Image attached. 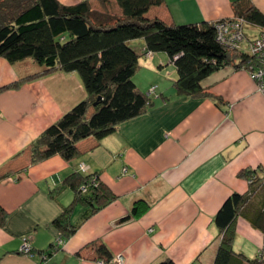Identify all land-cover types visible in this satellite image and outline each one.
Returning a JSON list of instances; mask_svg holds the SVG:
<instances>
[{
  "label": "crops",
  "instance_id": "0c3cea01",
  "mask_svg": "<svg viewBox=\"0 0 264 264\" xmlns=\"http://www.w3.org/2000/svg\"><path fill=\"white\" fill-rule=\"evenodd\" d=\"M238 4L264 14V0H164L147 16L178 24L214 22L236 18ZM244 30L247 50L264 28L246 23ZM38 71L32 63L0 57V205L8 212L0 226V264H106L98 258V243L109 247L112 261L121 256L122 264H215L217 212L230 195L247 191L241 169L264 168V93L249 72L229 66L203 81L206 91L223 100L220 106L210 96L180 95L168 54L143 56L134 79L152 99L144 113L101 140H81L72 160L54 155L33 163L32 144L87 97L77 72L56 71L4 89ZM76 172L98 174L117 197L88 218L89 207L77 204L76 231L62 242L53 222L75 197L65 180ZM140 199L149 203L148 211L120 221ZM263 211L264 188L236 220L233 249L242 256L233 255L228 264H260L264 231L257 223ZM25 240L31 254L22 252ZM52 244L58 247L51 250Z\"/></svg>",
  "mask_w": 264,
  "mask_h": 264
},
{
  "label": "trees",
  "instance_id": "16d2710c",
  "mask_svg": "<svg viewBox=\"0 0 264 264\" xmlns=\"http://www.w3.org/2000/svg\"><path fill=\"white\" fill-rule=\"evenodd\" d=\"M100 2L107 5L109 0ZM116 2L120 12L95 10L91 0L75 4L60 0H0V57L13 64L29 62L39 67L38 72L4 89L18 88L28 79L64 71L77 72L87 92L86 98L47 127L32 144L33 163L54 155L72 160L79 154L77 144L81 140L91 136L101 140L120 123L144 113L152 99L134 79L143 56L154 52L168 54L178 72L177 92L210 96L220 106L223 100L206 91L203 81L229 66L243 69L247 63L257 62L249 52V44L247 50L242 43L230 46L219 39L218 31L219 23L237 18L245 20L243 27L249 23L264 28V14L252 4L244 10L238 4L236 18L178 24L147 16L152 6L161 5L164 0ZM141 41L144 43L140 47ZM65 185L75 191V197L53 222L62 241L76 231L72 213L77 204L89 207L85 213L88 218L117 197L96 173H72ZM248 199L247 195L233 193L217 212L215 221L224 235L215 264H228L233 255L242 256L234 251L233 241L236 219ZM149 208L146 200H137L131 213L120 221L140 217ZM7 218L8 212L0 205V226L5 227ZM257 224L264 231V211ZM57 247L52 244L51 250ZM95 248L100 260L112 259L105 243L95 244ZM159 264L175 263L168 259Z\"/></svg>",
  "mask_w": 264,
  "mask_h": 264
},
{
  "label": "built area",
  "instance_id": "2783aa9c",
  "mask_svg": "<svg viewBox=\"0 0 264 264\" xmlns=\"http://www.w3.org/2000/svg\"><path fill=\"white\" fill-rule=\"evenodd\" d=\"M243 19H235L232 21H223L218 25L219 39L226 42L230 46L236 47L241 45L246 39L244 32ZM249 52L256 56V64H250L249 67H244L250 76L256 81L260 91L264 92V31L253 40L249 41ZM153 87L152 89H154ZM25 246L22 251L28 252L32 247L25 241ZM123 258L117 257L114 261L105 262L106 264H122Z\"/></svg>",
  "mask_w": 264,
  "mask_h": 264
},
{
  "label": "rangeland",
  "instance_id": "374dc122",
  "mask_svg": "<svg viewBox=\"0 0 264 264\" xmlns=\"http://www.w3.org/2000/svg\"><path fill=\"white\" fill-rule=\"evenodd\" d=\"M91 7L95 10L100 11L101 9H110L113 12H120V6L118 5V3L116 2V0H109L107 5H103L100 0H92L91 1ZM245 25V24H244ZM248 26V25H247ZM247 31L248 33H250L251 31L248 29L247 27ZM251 34V33H250ZM253 36H255V34H252ZM246 40V39H245ZM151 54V53H150ZM148 54V55H150ZM19 63V62H18ZM256 62L255 61H251L249 63L246 64V67H249L250 64H253ZM27 66V64L25 65ZM31 69V68H30ZM252 78V77H251ZM253 79V78H252ZM254 80V79H253ZM255 81V80H254ZM260 91V90H259ZM262 93H264L263 91H260ZM239 176H241L248 184V189L245 193H243L242 195H247L248 196V201L242 205V210L240 212V214L242 213L243 209L247 207V205L251 202V200L255 199L257 196H259V193L262 192L263 188H264V168L262 167H245L243 169L240 170L239 172ZM263 194H260V197H262ZM256 196V197H255ZM135 203V202H134ZM78 208L80 209V206H78ZM78 209L77 211L75 210V214L74 217H76L78 215ZM239 214V215H240ZM238 215V217H239ZM237 217V218H238ZM237 220V219H236ZM216 223V221H215ZM217 225V224H216ZM218 226V225H217ZM219 228V227H218ZM220 230V229H219ZM61 235V233H60ZM224 235V233L222 231H220V238H222V236ZM236 236V234H235ZM235 238V237H234ZM26 241V240H25ZM25 241H24V245L23 247H27L25 246ZM29 241V240H27ZM60 241H62V239H60ZM64 242V241H62ZM29 243V242H28ZM23 252V251H22ZM260 264H264V253L260 254V257L258 259ZM123 263V262H122ZM252 264H256L255 262H252ZM258 264V263H257Z\"/></svg>",
  "mask_w": 264,
  "mask_h": 264
},
{
  "label": "bare ground",
  "instance_id": "6f19581e",
  "mask_svg": "<svg viewBox=\"0 0 264 264\" xmlns=\"http://www.w3.org/2000/svg\"><path fill=\"white\" fill-rule=\"evenodd\" d=\"M29 251H30V250H29ZM29 251H28V252H29ZM28 252H26V253H28Z\"/></svg>",
  "mask_w": 264,
  "mask_h": 264
}]
</instances>
